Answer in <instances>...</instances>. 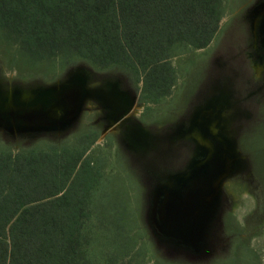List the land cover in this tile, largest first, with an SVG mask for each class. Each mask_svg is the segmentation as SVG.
<instances>
[{
    "label": "rangeland",
    "instance_id": "374dc122",
    "mask_svg": "<svg viewBox=\"0 0 264 264\" xmlns=\"http://www.w3.org/2000/svg\"><path fill=\"white\" fill-rule=\"evenodd\" d=\"M224 3L226 10L212 42L169 60L174 69L170 88L145 90L141 77L145 116H139L142 106L136 105L138 95L131 81L117 71L97 72L80 64L55 72L51 61L39 66L25 60L17 63L14 48L0 40V110L10 93L17 105L46 107L55 97L52 84L58 78L72 80L81 88L80 105L72 118L56 114L47 126L28 129L2 114L0 139L16 151L22 141L34 142L42 134L59 138L88 126L96 130L86 155L95 160L100 183L106 182L111 192L110 203L105 201L109 210L114 204L122 209L127 235L137 240L125 253V264H264V76L254 74L250 25L264 0ZM110 92L116 105L127 106L134 114L128 121L131 127L111 119L116 109L108 105ZM220 95L231 103V109L223 108L227 121L223 137L229 152L235 153L233 170L214 189H219L215 199L193 213L196 222H202L198 231L192 226L188 233L176 228L181 216L172 218V224L168 218L161 230L152 207L163 188L196 162L184 132L190 130L198 110L214 104L213 98ZM196 132L208 140L198 127L190 133L195 137ZM99 209H91L94 218L100 216ZM139 247L142 251L137 253Z\"/></svg>",
    "mask_w": 264,
    "mask_h": 264
},
{
    "label": "trees",
    "instance_id": "16d2710c",
    "mask_svg": "<svg viewBox=\"0 0 264 264\" xmlns=\"http://www.w3.org/2000/svg\"><path fill=\"white\" fill-rule=\"evenodd\" d=\"M224 1L0 0V40L17 63L84 64L135 85L144 76L158 92L172 84V57L212 42ZM97 135L46 133L16 151L0 139V264H125L137 240L86 155Z\"/></svg>",
    "mask_w": 264,
    "mask_h": 264
},
{
    "label": "water",
    "instance_id": "95a60500",
    "mask_svg": "<svg viewBox=\"0 0 264 264\" xmlns=\"http://www.w3.org/2000/svg\"><path fill=\"white\" fill-rule=\"evenodd\" d=\"M54 94L55 97L50 103L43 107L41 103L17 105L13 102L14 98L10 93L8 99L2 102L0 121H3L2 114H7L12 122L21 121L24 126H28L48 123V120L54 118L56 114L69 117L76 113L81 101V88L71 84L66 87L59 86ZM206 144L208 149L206 157L195 162L177 178L171 180L172 182L163 188L160 198L154 204L155 223L160 229L166 228L168 218L172 224L173 219L181 216L182 221L175 226L176 228L182 232H186L190 226L193 230L195 228L199 230L202 222H196L194 214L201 210V204L205 201L211 202L215 199L216 192L219 190L217 188L215 191V187L220 185L221 180L232 171L224 152L216 154L214 151L215 145L211 138L206 141ZM212 197L214 199L210 201ZM190 216H192V221H190Z\"/></svg>",
    "mask_w": 264,
    "mask_h": 264
},
{
    "label": "flooded vegetation",
    "instance_id": "af4514ba",
    "mask_svg": "<svg viewBox=\"0 0 264 264\" xmlns=\"http://www.w3.org/2000/svg\"><path fill=\"white\" fill-rule=\"evenodd\" d=\"M263 22H264V6L260 10H258L256 13H254L253 18L250 19L251 36H252L251 47L255 51V52L253 51L255 54V59L253 61V69L255 72L254 74L258 77L264 76V30H263L264 23ZM256 64H261L260 70L258 69L259 71L256 69ZM56 80L57 81L54 84H52V85L56 86V88L59 86L66 87V86H68V84L78 86L77 84L74 83V81L68 80L67 78L66 79H59L58 78ZM131 84H132L134 90L136 92H138V94H137L134 91L135 92L134 94L138 95L136 105L142 106V110L139 112V116H140V113L145 116L146 114L144 111V106L146 105V100L141 98L142 92H143V87H141L138 83H137V85H135V83L132 80H131ZM224 97H225L224 95L215 96L213 98V100L215 102L214 104H212V105L206 104L200 110H198V112L195 114V116L192 119L190 130L187 132H184L183 137L187 138L188 139L187 141H189L193 145L192 147L195 150L194 155H193V160H196V162L203 160L206 157L208 149L206 148V146L200 144L198 142V140L196 139V137L192 136L190 133L194 127H198L203 133H205L206 135L209 136V138H211V140L213 141V143L215 145L214 151L216 152V154H220V153L224 152L225 158L227 159V162H228V165L230 166V164H231V167L233 170V166H234L233 161L235 160L234 159L235 153L233 154V153L229 152V149H228V147L225 143L224 137H223V135H225L224 134V132H225L224 126H225V123L227 122L226 119L223 120L225 118V116H223V112L226 110V108L228 110L231 109V103H226L225 102L226 99H224ZM89 98H93V97H89ZM109 98H110V100H109L110 103L108 104L109 107H112L113 105H115L113 107H114V109H116L115 112L112 111L111 119L117 121L116 124L117 123L119 124L120 123L119 120H122L121 127L124 125H125V127H129V126L131 127V125L128 124V121H130L131 116L132 115L134 116V114L129 112V109L127 108V106L123 107V106L116 105V99L113 96L112 92H110ZM223 108H225V110ZM210 114H212V115L209 116ZM74 115L67 117V116H63V114H60V116L64 119L65 118L70 119ZM208 117H209V119H208ZM49 122H50V120H48V123ZM40 126H47V123H39V124H35V125L30 124L28 126H25V128H28V129L40 128ZM88 127L90 129H92L90 126H88ZM207 127H210V128H207ZM136 130L138 131L137 128H135L134 131H136ZM190 166H191V164H189V166H187L185 168V170L188 169V167H190ZM180 171L181 170H178L175 173H178ZM221 182H222V180H221ZM219 187H220V185H219Z\"/></svg>",
    "mask_w": 264,
    "mask_h": 264
},
{
    "label": "bare ground",
    "instance_id": "6f19581e",
    "mask_svg": "<svg viewBox=\"0 0 264 264\" xmlns=\"http://www.w3.org/2000/svg\"><path fill=\"white\" fill-rule=\"evenodd\" d=\"M260 67H261V64H256V69L258 70H260ZM258 70V71H259ZM195 137L201 142V143H203L204 144V146H207V144H206V141H207V139H206V137H203L200 133H198L197 134V132L195 133ZM209 139V138H208ZM203 176H205V174H203Z\"/></svg>",
    "mask_w": 264,
    "mask_h": 264
}]
</instances>
